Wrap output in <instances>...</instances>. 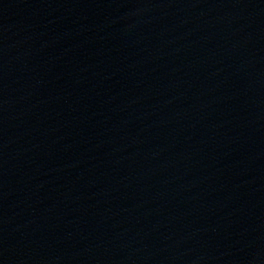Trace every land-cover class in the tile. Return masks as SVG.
<instances>
[{"label":"water","instance_id":"water-1","mask_svg":"<svg viewBox=\"0 0 264 264\" xmlns=\"http://www.w3.org/2000/svg\"><path fill=\"white\" fill-rule=\"evenodd\" d=\"M0 264H264V0H0Z\"/></svg>","mask_w":264,"mask_h":264}]
</instances>
